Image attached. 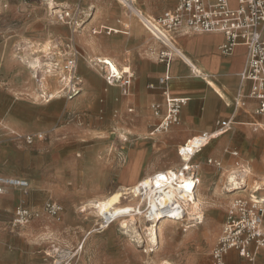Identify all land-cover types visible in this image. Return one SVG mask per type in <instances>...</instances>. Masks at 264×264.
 <instances>
[{
	"label": "rangeland",
	"instance_id": "obj_1",
	"mask_svg": "<svg viewBox=\"0 0 264 264\" xmlns=\"http://www.w3.org/2000/svg\"><path fill=\"white\" fill-rule=\"evenodd\" d=\"M62 1L2 0L7 6L0 14V87L6 95L3 101L9 110L15 108L22 115L30 110L45 120L58 105L65 107L72 85L77 90L63 109L61 118L47 128L13 132L0 123V163L3 171L29 182L26 189L8 188L1 198L0 264H164L166 260L170 264H211L210 250L221 233L226 210L233 200L223 194L222 187L218 185L228 180V171L239 167L234 164L235 157L231 153L237 150L241 168L251 169L247 177L248 185L243 187L251 189L254 180L264 181L262 149L254 156L251 154L254 145L251 142L226 143L221 146L222 156L214 157L222 163V169H217L206 163L208 158H213L205 154L215 151L217 140L225 132L214 137L210 145L200 152V192L208 195L215 193L214 200L227 202L225 211L216 205L207 207L201 224L184 220L187 216L185 212L180 218L167 214L164 218L172 221L158 223L160 241L153 243L148 229L151 222L146 220L148 217L145 215L148 205L143 203L142 211L145 212L141 218L138 219L139 215H136L135 219L129 220L127 227L122 224L116 226L112 222L108 228H100L102 218L90 206L92 202L120 192L119 205L133 204L132 193L123 189L150 175L139 176L144 153L147 163L156 161L161 164V169L173 168L177 172L181 165L177 149L187 139L193 140L191 136L173 145L166 140L170 129L152 135L150 132L157 122L148 123L149 118L143 121L145 129L138 132L135 129L138 110L135 109L134 115L125 112L117 89L109 88L105 81V71L101 68L103 64L94 60L95 56H109L115 63L120 62V71H123V64L128 63L134 81L132 51L128 47L127 50L115 49L117 40L123 39L122 44L130 45L126 38L131 36L125 31H132V38L135 41L139 39L141 44H145L147 36L151 37V42L146 41L142 49L149 54L155 53L153 58L157 60V52L164 45L153 37L135 13L122 7V3L116 0H104L116 10L104 15L98 14L96 2L103 0H75L68 4ZM143 1L136 0L135 8L143 10ZM147 1L146 5L152 7L148 13L154 19L174 0ZM50 2L53 12L49 9ZM91 5L95 7L92 10ZM118 8L123 9L121 13ZM130 19L137 20L143 27L140 34L135 35V27ZM124 23H129L131 28L125 30L121 27ZM104 24L124 32H112L110 35L104 32L99 38L105 39V45L103 41L99 44L95 29L98 31V25ZM87 40H92L94 47ZM45 44H49L50 51L44 50ZM137 53L140 52L134 54ZM36 56L44 70H48L45 63H53L55 76L42 80L44 76L39 69L38 76L32 77L34 71L28 63L37 60ZM72 58L76 68L67 87V81L62 77L68 75L65 66ZM86 81L88 87L81 90ZM55 88L62 89L60 100L46 104L41 95L52 93ZM231 128L232 124L228 133ZM37 131H44L46 137L30 145L20 139L23 134ZM198 158L192 163L198 162ZM245 192L236 197H243ZM48 200L57 201L63 207L58 217L43 214L37 221H30L20 229L12 228L10 221L15 206L23 204L37 208ZM258 206L264 208L262 204ZM34 223L35 229L27 234H18ZM185 223L195 226L186 227Z\"/></svg>",
	"mask_w": 264,
	"mask_h": 264
},
{
	"label": "crops",
	"instance_id": "obj_2",
	"mask_svg": "<svg viewBox=\"0 0 264 264\" xmlns=\"http://www.w3.org/2000/svg\"><path fill=\"white\" fill-rule=\"evenodd\" d=\"M72 1L75 0H63L62 3L68 4V2ZM116 1L118 2V0ZM96 2L99 6L98 14H111L116 11L113 7L109 6L110 3H106L104 2V0L101 3L99 1ZM174 2L175 0L170 4L168 3L167 9L173 7ZM118 3L120 4V2ZM147 3V0L143 1V11L150 15L148 13V10H151L152 7L150 5L147 6ZM50 4H52V2H50ZM6 6L7 5L3 6L2 9H4V7ZM61 6L63 7L64 5ZM94 8V5H91L90 9L92 10ZM167 9H164V11ZM122 10L123 9H120V13L122 12ZM164 11H162L161 13H163ZM130 20L135 27V35L140 34V31H143V27L140 26L137 20ZM98 27V31L97 29H95L98 33V42L99 44H101V42L103 41L104 45L106 42L105 39L102 40V38H99L100 35H102L104 32H106L108 35H110L114 30L116 31L114 32V34L124 32L117 27L106 24L98 25ZM121 27H123L125 30H129L131 28L129 23H124L121 25ZM125 32L126 34L131 36L126 38L129 40V42L125 41L130 45L128 46L122 44L121 42L123 41V39L122 41L117 40L115 41V49L120 48L118 50H127L126 47H128L132 51L131 62L133 68L135 69L134 81H132L130 93L126 96H121L119 89L116 86H109V88L117 89L118 98L120 99L119 102L121 106H125V112L128 115H134L136 112L135 109L138 110L139 117L137 116L135 120V129L138 132H142L145 129V126L143 124L145 118H149L148 123L150 121H153V123L155 124V122L158 121V119L152 114L150 105L153 103H163L165 97H163V95L161 94L160 89H149L147 85L149 83L157 84L158 78L167 72L169 75V94L173 97H186L188 102L180 109L179 122L177 123V125H173L169 128L170 133L166 136V140H169V142L173 145H178L185 139L191 136L194 137L196 136V134L203 131L213 132V129L217 127V121L232 119V128L230 132H227L217 140V145L214 152H208L205 155L212 156V158L214 159V157L222 156L221 146H224V144L226 143L251 142L254 144L251 154L255 156L261 148L262 153H260V155H262V158H264V132L255 129L254 127L253 129L251 128V126H253L251 123L257 120L256 115L253 113L254 109L256 108V101L252 98L247 97L249 83L242 81L241 77L239 76L246 61V47L244 45H235L232 48L231 52L225 55L222 54L219 50L220 45L223 44L225 40L223 34L217 32L192 34L186 28H181L174 35V43L181 51V57H173L170 60L168 67H166L165 62L159 60L157 61L153 58V54L155 53L149 54L146 50L143 51V45L147 44L146 41H148V43L151 42V37L149 38L147 36V38L144 39L145 44H141L139 39H136L135 41L134 38H132V31ZM135 52L140 53L134 54ZM184 56H186L190 62L186 61L184 59ZM118 62L116 63L118 64ZM124 65L129 66L128 63L123 64V66ZM194 66L196 69L193 68ZM129 70L131 71L130 66ZM210 81L212 84L210 83ZM87 87L88 81H86V83H84L80 89L82 90ZM237 94L240 95V99L242 98V100L245 101V105L242 107H235L234 105L235 100L239 99V97L237 98ZM0 96V123L4 128L9 129L13 132L18 130L22 132L34 131L35 129L47 128L49 125L53 124V122L61 118L63 109L68 105V102H70L72 98V96L70 98H67L68 100H66L67 104H65V107L61 108L59 105L55 107L53 114L51 113L49 118L43 120L38 118L37 114H34V112L32 113L30 110H26V113H24L23 115L20 114L18 110H14L15 108L13 107V109L10 111L9 107L6 105V102L3 101L6 95L3 94L1 87ZM75 99L77 98H74V100ZM57 104H59V102ZM129 107H132V111L130 112L128 111ZM19 116H22L21 118H23L24 121ZM221 134L213 136V138L209 140L210 143L213 141L214 137ZM146 159L147 157L145 152L143 163L139 168V176H143V174L161 169L160 163L156 161L147 163ZM199 159L200 158H198L197 161L199 164H201L199 162ZM199 175V177L201 178V173ZM4 194H2L0 197V204L1 198ZM202 194L208 196L209 198H212L211 202L213 201V204L210 206L216 205L217 207H220L222 211H225L227 204L226 201L222 202L217 201L216 199L213 200L215 198L214 196L216 195L215 193H213V195H208L206 193ZM236 195L238 194H234L230 198L233 199V197ZM33 208L37 209L41 207ZM38 219L32 221H37ZM35 228L36 224L34 223L31 226L27 227L24 231H20L18 234H27L29 231H31V229ZM250 249L252 250V247ZM225 264H264V249H258L255 252V256L252 260L237 255L235 249L229 250L225 256Z\"/></svg>",
	"mask_w": 264,
	"mask_h": 264
},
{
	"label": "built area",
	"instance_id": "obj_3",
	"mask_svg": "<svg viewBox=\"0 0 264 264\" xmlns=\"http://www.w3.org/2000/svg\"><path fill=\"white\" fill-rule=\"evenodd\" d=\"M129 1L134 5L136 0ZM3 6L5 5L0 0V14ZM152 21L160 27L161 31L156 33L149 26H146L153 37L164 45L157 52V61L165 62L166 67L173 57H181V51L174 43V35L181 28H186L192 34L211 32L223 34L225 40L220 45L219 50L225 55L229 54L235 45H244L246 47V61L239 76L242 81L249 83L247 97L256 101V108L253 113L257 120L251 124L255 129L264 132V0H175L173 7L157 15ZM75 68V60L69 59L65 66L68 75L63 78L67 81V87L70 86L71 81L69 79L72 77L71 73ZM123 71L117 75L105 71V81L108 86L118 87L121 96H126L131 90L133 74ZM168 81L169 75L166 72L158 78L157 84L149 83L147 85L149 89H160L161 94L165 97L163 103L150 105L152 114L158 119L157 124L150 132L152 135L165 132L177 123L180 109L188 102L186 97H173L169 94ZM76 90L77 88L72 85L68 98ZM238 97L239 99L234 102L235 107L244 106L245 101L240 99V95L237 94ZM128 111H132V107H129ZM231 123L232 119L217 121V127L213 129L214 133L228 132ZM214 133L203 131L192 137V148L195 150V154L213 138ZM21 136L20 139H23L24 143L28 145L46 137L43 131ZM188 142L190 140H187L184 146L177 149L182 159L185 154L193 156L191 150L185 146ZM231 155L235 157L234 164L241 168L238 160L239 152L234 150ZM185 162H188V165H184L178 174L182 171L188 172L197 182L198 162L194 164L191 159ZM206 163L217 169H222V163L217 159L208 158ZM239 175L237 180L240 181ZM219 185L222 189H227L230 186L228 180H223ZM10 187L25 189L28 187V181L6 175L2 171V164L0 163V197ZM259 204L252 198L245 199V197L236 196L233 198L226 210L221 233L217 236L216 243L210 250L212 264H225V256L229 250L235 249L239 255L252 260L258 249H264V232L262 231L264 208H260ZM41 207L34 209L19 204L14 209L10 225L12 228H20L28 222L40 218L43 214L53 218L58 217L63 210V207L53 200L46 201ZM163 210L170 215L173 210H179L180 215H183L184 212L187 214L186 209L179 207L175 202L170 203ZM191 220L197 225L200 223L199 218ZM108 226L109 222L102 218L100 228H107Z\"/></svg>",
	"mask_w": 264,
	"mask_h": 264
},
{
	"label": "bare ground",
	"instance_id": "obj_4",
	"mask_svg": "<svg viewBox=\"0 0 264 264\" xmlns=\"http://www.w3.org/2000/svg\"><path fill=\"white\" fill-rule=\"evenodd\" d=\"M118 2H120V4L122 3L123 6L131 9L135 13L137 18L145 26L146 25L149 26L150 29L154 30L156 33L158 31H161L160 27L156 26L153 23L150 15H148L143 10L136 9L135 6L129 0H118ZM52 7L53 5L50 4L49 9L51 8V11L53 12ZM68 14L69 13H67V15ZM87 42L90 45H92V47H94L95 44H93L94 42H92V40L91 41L87 40ZM44 46H45L44 47L45 51L51 50L49 49V44H45ZM41 50L43 49L41 48ZM36 59L37 60H35L32 63H28L29 61L25 62L29 64L30 69H33L34 71V75L32 76L33 78L38 76L39 69L42 71L43 76H44L42 80H45L47 77L55 76V72L52 69L53 68L52 62L45 63L48 65L47 66L48 70H44L42 69L40 61L37 58V56H36ZM184 59L190 62L186 56H184ZM94 60L98 64L102 63L103 65L101 66V68L107 73L110 72L111 74H114V75L121 73L120 69L118 68L119 65L115 63L109 56H95ZM90 62L92 61L90 60ZM122 68H124L123 72L131 73L128 65H124ZM193 68H195V66ZM71 79L72 77H70L69 81H71ZM41 85H44V84L41 83ZM61 90L62 89L55 88L52 91V93H48L45 96L42 93L43 95L41 96L45 98L44 102L47 104V103L52 102V100H59L61 96L60 93L62 92ZM213 133L214 131L212 132V134ZM221 133H218V134H221ZM218 134L214 133V136ZM186 142L187 140L184 141L180 146H184V143ZM192 143L193 141L190 140V142H188L185 146L191 150V153L193 154V156L192 155L188 156L187 154H185L182 159L179 155V159L181 161V165L178 169L179 171L183 169L182 167L184 165L185 166L188 165V162H185L188 159H191V161L192 160L196 161V158H198V156L200 155V152L204 151V149L210 144V141H208L202 148H200V150L196 152V154H195V150H193L192 148L193 146ZM178 170L176 172L173 168H168V169H161L160 171H155L154 173L151 172L152 174L149 173L150 175L144 176L141 180H139L135 184L128 186V187H124L123 190L125 191L129 190L132 193V197L134 200L133 204L130 203L126 205H119V199L121 197V193L114 192L106 198L99 199V200L92 202L90 206L92 205V207L96 209L95 211L96 214L100 216V218H104L107 222H109V225L112 222H114L116 226L122 224L123 226L127 227L129 223L128 221L135 219L136 215H139L138 219L141 218L140 216H142V214L145 212V211L144 212L142 211L143 203L148 205L145 215L148 217L146 220L149 221V223L151 222V226L148 227L149 235H150L149 237L150 239H152L153 243H158V241L160 240H158L159 236H158L157 231H161L160 227L157 230L158 223L162 221H172V219H169L167 217L164 218V216L167 215L165 214V211L163 210L164 207L170 205V203L175 202L178 204L179 207L181 206L186 209L187 216L184 217V220H191V219L199 218V221L201 224L203 223V220H204L205 209L213 204V201L211 202L212 198H209L208 196L203 195L200 192L201 179L199 177L200 175L198 174V172H197V182H196V180L194 179V177L190 175V173L188 172L186 173L182 171L180 174H178L179 172ZM241 171L243 172L239 173ZM250 172H251V169L246 168V167L245 168L238 167V168L232 169L231 171H228V173H226L227 174L226 177L228 178L230 186L227 189L221 188L222 193L227 194L228 196L231 197L234 194H239V193L246 191L243 197L249 198V199L252 198L253 201L259 202L260 204L264 206V194H263L264 181L254 180L251 183V189L248 187L246 189H243V187H246L248 185L247 177L250 174ZM238 175L240 176V181L237 180ZM169 215L170 214H168V216ZM126 216H129V218H125ZM170 216L175 217V218H180V216H184V215H180L179 210H173V213ZM187 223H185L186 227L195 226V224L188 225ZM152 250H154V248ZM164 264H170V263L166 260Z\"/></svg>",
	"mask_w": 264,
	"mask_h": 264
}]
</instances>
